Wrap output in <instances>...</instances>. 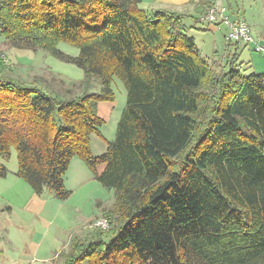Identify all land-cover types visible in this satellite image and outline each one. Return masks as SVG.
Masks as SVG:
<instances>
[{"label": "trees", "instance_id": "trees-1", "mask_svg": "<svg viewBox=\"0 0 264 264\" xmlns=\"http://www.w3.org/2000/svg\"><path fill=\"white\" fill-rule=\"evenodd\" d=\"M204 14L146 11L140 0H0V36L11 46L45 51L101 86L59 100L3 76L0 59V157L15 151L16 176L36 196L65 201L77 157L114 191L108 231L74 237L64 264H264V74L239 63L251 48L225 33L221 54L200 57L190 33L220 31ZM113 78L125 106L113 142L93 156L89 138L104 121L92 103L114 101ZM208 79L218 90L199 127Z\"/></svg>", "mask_w": 264, "mask_h": 264}, {"label": "rangeland", "instance_id": "rangeland-1", "mask_svg": "<svg viewBox=\"0 0 264 264\" xmlns=\"http://www.w3.org/2000/svg\"><path fill=\"white\" fill-rule=\"evenodd\" d=\"M215 1L219 0H214L211 4ZM228 4L233 10L237 7L243 8L248 24L249 22L255 24L257 20L259 27L254 25L250 33L254 39H259L258 44L261 43L259 35L255 33H262L264 28V0H221L223 7ZM205 6L206 4H202L199 7L204 9ZM209 7L204 9L202 14H206ZM184 8L189 9V5ZM188 14V12L184 13L183 16L197 18V14ZM232 18L236 20L237 17ZM188 20L189 18L185 21ZM186 24L188 25L189 22ZM198 27L196 26V29ZM223 33H225L224 28L216 32L196 30L190 33L200 57L208 60L215 51L219 54L223 52ZM57 48L71 57H76L78 54L76 48L65 43H59ZM259 56H261L259 53L248 56L243 52L239 63L245 65L247 58L250 57L251 64L245 65L244 68L246 67L251 73L263 74L264 63L258 60ZM0 59L4 65L3 76L26 85L39 86L59 100H71L84 94L102 92L99 82L87 80L83 71L75 65L57 59L42 50L16 49L1 36ZM215 64L210 63L211 70L219 73L222 66ZM210 82L211 80L208 79L199 92L200 98L205 102L202 116L198 119L199 127L208 119L214 93L218 90L216 84L212 85ZM111 90L115 96L113 102H93L92 106L97 116L104 121L102 135L114 140L117 125L115 121L119 118V111L125 106L126 91L116 78L111 82ZM102 170L103 166L100 165L97 171L101 173ZM16 172V153L11 149L7 159L0 157V264H64L65 259L60 255L70 253V243L74 237L89 238L93 231H97L95 234L108 231L109 224L104 229L91 228V226L96 220L105 219L106 214L103 212L112 210L113 190L90 179L82 188L71 191L72 194L68 199L58 201L54 199L52 192L36 196L28 184L16 176ZM90 175L88 172V176ZM85 179L83 177V182ZM67 186L71 190L75 188L69 181ZM113 214L119 217L118 212L114 211Z\"/></svg>", "mask_w": 264, "mask_h": 264}, {"label": "crops", "instance_id": "crops-1", "mask_svg": "<svg viewBox=\"0 0 264 264\" xmlns=\"http://www.w3.org/2000/svg\"><path fill=\"white\" fill-rule=\"evenodd\" d=\"M212 1H214V0H140V8H142L146 11L163 10V11L173 13V14H178V15H184V13L188 12L189 13L188 15H192V13L197 14V18H198L204 12V9L206 10L208 8V6H210ZM202 4H206L204 9L199 7ZM186 5H189V9H187V10H185V8H184ZM226 7L228 8L227 15H232V17H233L236 14L238 16H239V14H241V17L244 19L245 23L248 24V22L245 18V11L243 8L241 9V7H237L235 10H233L229 4L226 5ZM190 11H192V13ZM254 25L256 27H259V25L257 24V20H255V24H252L249 22V24L247 25L249 27L250 31H253L252 28ZM255 34L259 35L258 37L261 39L260 40L261 43H259V44H260L261 48L263 49L262 52H256V53H259V55H261V56H259L258 60L262 61L264 63V28L262 30V33L259 32V33H255ZM222 37H223V35H222ZM252 50H253V48H251V50L249 48H246L245 50H243V52H245L248 56H250V54H256L255 51L253 50L254 51L253 52ZM243 52H242V54H243ZM242 54H241V56H242ZM241 56H240V58H241ZM246 61H247L246 63H248L249 65L252 62L250 57H248ZM261 73H263V72H261ZM122 110L119 111V118H120ZM119 118H116L117 120L115 121V123H118ZM101 129H102V127L99 129L100 135L92 134L89 138L90 149H91L93 156H100V155L104 154L106 152V149H107V143L113 142V140H110L109 138L107 139L102 135ZM84 166H85L84 163L77 157L72 158V160L70 161L69 168H68L66 175H65L64 187L71 194H72L71 191H75L79 187L82 188L83 184L87 183L90 179H91V181L92 180L94 182L96 181L94 179L93 174L90 172V170L88 171V169H86V167H84ZM103 169H104V167H103ZM88 172H90V174H91L90 176H88ZM83 177L86 178L84 182H83ZM67 181H69L70 185L75 186L74 190H71L67 186Z\"/></svg>", "mask_w": 264, "mask_h": 264}, {"label": "built area", "instance_id": "built-area-1", "mask_svg": "<svg viewBox=\"0 0 264 264\" xmlns=\"http://www.w3.org/2000/svg\"><path fill=\"white\" fill-rule=\"evenodd\" d=\"M223 1V0H222ZM208 12L201 18L205 22L216 24L218 29L224 28V39L227 42L238 43L240 46L253 48L255 52H262L259 39H254L250 34V29L243 18L237 17L232 20V16L227 15V8L221 5V0L213 2ZM107 228L108 223L105 219H99L94 222L91 228Z\"/></svg>", "mask_w": 264, "mask_h": 264}]
</instances>
